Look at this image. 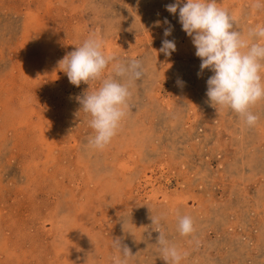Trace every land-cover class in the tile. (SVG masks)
Wrapping results in <instances>:
<instances>
[{
  "label": "rangeland",
  "instance_id": "obj_1",
  "mask_svg": "<svg viewBox=\"0 0 264 264\" xmlns=\"http://www.w3.org/2000/svg\"><path fill=\"white\" fill-rule=\"evenodd\" d=\"M174 2L0 0V264H113L117 238L128 264H165L151 221L161 214L170 244L189 253L181 264H264V100L251 106L252 127L211 106L213 73L197 75L179 10L165 7ZM217 2L244 36L264 24L252 0ZM90 35L144 69L103 150L88 146L77 99L101 81L77 87L58 67ZM183 215L190 236L177 231Z\"/></svg>",
  "mask_w": 264,
  "mask_h": 264
},
{
  "label": "clouds",
  "instance_id": "obj_2",
  "mask_svg": "<svg viewBox=\"0 0 264 264\" xmlns=\"http://www.w3.org/2000/svg\"><path fill=\"white\" fill-rule=\"evenodd\" d=\"M251 6L258 11L264 10V0H252ZM165 7L172 14L179 10L182 30L191 37L195 55L201 60L197 75L204 69L213 73L206 81V96L211 106L229 109L238 114L246 126H255L259 116L250 110L251 106L264 100V24L250 27L244 36L237 30L233 16L219 7L217 0H175ZM171 31V28H166L164 36L171 35ZM159 51L171 55L176 51L175 41L164 39ZM109 64L111 74L102 78ZM58 67L77 87L82 82L101 81L97 89L77 99L83 111L90 116L88 124L93 135L88 146L103 150L118 133L127 115L130 85L144 75L142 62L137 58L122 61L114 54H106L104 41L90 35L65 55L58 62ZM164 218L163 214L151 217L152 225H155L153 230L159 233L157 244L161 258L165 264H181L189 253L170 244L161 227ZM177 231L180 236L192 235L195 231L192 217L177 216ZM196 244L198 246L199 241ZM112 246L118 253L112 257L113 264H128L134 256L119 238L113 239Z\"/></svg>",
  "mask_w": 264,
  "mask_h": 264
}]
</instances>
